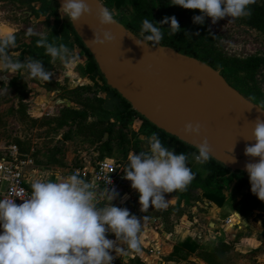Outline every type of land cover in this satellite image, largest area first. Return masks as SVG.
I'll list each match as a JSON object with an SVG mask.
<instances>
[{"label":"rangeland","instance_id":"374dc122","mask_svg":"<svg viewBox=\"0 0 264 264\" xmlns=\"http://www.w3.org/2000/svg\"><path fill=\"white\" fill-rule=\"evenodd\" d=\"M96 1L100 6L105 7L101 1ZM257 1L264 3V0ZM123 11L118 9L111 11L115 24L122 32L132 35L131 38L129 35L125 38L137 44L135 40L140 37L120 25V20H127L131 16L129 9ZM199 14L198 10L197 15ZM68 21L61 17L59 8L56 15L50 13V10L42 12L39 0H0V32L12 30L16 35V44L13 48L17 50L8 51L11 58L20 62L28 58L24 52L26 47L23 45L31 44L40 33L45 34L47 38L52 37L57 25L64 35L63 43L77 55V65L71 75L64 73L59 62L49 60L47 65L42 64L46 70L52 72L47 82L27 79L18 72L16 76H9L7 88L0 85V153L5 152V147L9 144H17L22 153L32 157L34 163L32 169L38 170L36 174L45 180L71 174L77 168L86 167L89 170L103 158L115 160L122 172L127 163L128 153L138 152L144 147L149 136V124H157L160 127L168 122L167 129L171 130L180 123L192 122L200 125V135L195 138L196 142H200L201 138H213L216 132L229 135L228 141L218 153L224 155L230 166L241 164V161L245 163L255 161L243 155L244 144H238L241 140L248 144L253 143L245 139L246 135L224 128L208 119H188L178 114L158 111L157 106L144 100L132 102L133 110L143 118L140 116L133 118L121 129V136L118 137L119 127L112 117L109 98L102 91L95 89V85L100 84V79L96 76L92 78L87 74L85 66L89 56L79 45L71 21V26ZM203 24H206L211 32L207 46L198 45L191 38L190 44L198 50L202 49L206 52L205 55L216 58L217 63L228 62L231 67L235 65L233 62L252 59L247 71L221 76L241 97L262 108L260 101L264 99V31H256L246 26L242 22V17L226 16L215 23L205 17ZM29 28L34 35L26 37L25 32ZM100 67L106 76L109 70L101 65ZM210 67L220 74L219 67ZM2 83L3 81H0V84ZM239 89L248 91L252 96L244 95ZM171 92L190 100L202 99L184 87H175ZM106 127H110L109 132L104 131ZM236 138L238 140H235ZM180 140L190 143L193 139L185 137ZM231 154L235 158L234 163L228 161ZM196 167L201 170L200 165ZM27 184L29 186V182ZM129 185L130 182L122 178V188L126 193L116 199L122 203V207L135 213L138 207V195ZM229 206L222 207L218 213H215V217L212 214L207 215L201 226L204 236L200 243L203 246L210 243L209 235L213 236L214 231L213 225L208 224L207 221L226 219ZM186 209L188 210L187 207ZM143 213L158 215L159 211L154 209L149 212L150 214L146 211ZM162 216L167 221H172L170 216L167 218ZM261 216L262 214L259 213L253 219L235 220L233 227L222 223L223 225L217 228L223 240L230 242L231 245L225 264H264V233L262 225H258L255 221ZM218 241L221 240L216 242ZM189 261L190 264H200L195 258Z\"/></svg>","mask_w":264,"mask_h":264},{"label":"clouds","instance_id":"9594fccd","mask_svg":"<svg viewBox=\"0 0 264 264\" xmlns=\"http://www.w3.org/2000/svg\"><path fill=\"white\" fill-rule=\"evenodd\" d=\"M251 3L253 0H170V4L183 9L199 10L200 14L191 18L195 24H203L205 17L215 23L226 16H247ZM93 11L97 27L90 28V41L96 45L110 43L113 36L104 26L115 20L108 8L97 4L93 10L88 0H61L59 6L61 17L72 23ZM165 23L170 35L180 31L174 16H165L159 22L145 18L140 22V38L135 42L148 48L159 45L164 29L160 25ZM32 35L29 28L25 36ZM15 44L14 31L0 32V81H3L0 85L7 88L9 76L18 72L27 79L47 82L52 72L43 67L41 60L28 57L20 62L9 56L8 50ZM35 46L42 48L51 61L59 62L66 75L74 73L77 55L64 43L51 42L40 33ZM181 131L185 136L196 137L200 135V125L185 122ZM245 139L253 143L244 146L243 154L258 158L243 166L249 191L264 203V121L254 120ZM195 149L189 155L196 163L204 164L211 158L205 138L200 139ZM126 159L123 179L138 193L140 212L149 207H166L170 199L166 201L164 194L183 191L194 178L187 165L188 156L166 147L155 133L147 137L140 151L129 152ZM228 161L235 162L232 154ZM106 192L108 202L98 207L94 199L97 192L75 172L47 180L36 174L30 179L28 194L20 199L21 203L0 198V264H111L114 256L110 253L139 252L141 217L111 204L114 195L107 189ZM106 233H111L114 239L107 238Z\"/></svg>","mask_w":264,"mask_h":264},{"label":"trees","instance_id":"16d2710c","mask_svg":"<svg viewBox=\"0 0 264 264\" xmlns=\"http://www.w3.org/2000/svg\"><path fill=\"white\" fill-rule=\"evenodd\" d=\"M42 8V12L50 10V13L56 15V11L59 8V3L57 0H39ZM102 4L108 8L110 11L118 9L123 11L124 9H129L131 16L124 21L120 20V25L130 33L137 35L139 34L140 22L142 19H150L155 22H159L165 16H174L178 21L180 31H177L173 35L168 32V25L165 23L160 25L163 33V38L159 42L160 46H167L180 54L187 55L202 61L212 67H219L221 69L220 75H225L227 73H235L238 71H247L250 68V62L252 59L233 62L235 65L229 66L228 62H216V58L209 55H205L202 49L198 50L190 44V38L198 45L203 47L207 46L211 39L210 29L206 24H195L192 22L191 18L197 15L198 10L196 9H183L179 6L170 4V0H99ZM127 6V7H125ZM250 14L242 17V22L256 30L264 31V3H259L257 0H253L249 6ZM124 12V11H123ZM69 25L70 24V21ZM73 33L79 45L82 46L88 54L89 61L85 66V70L89 76L92 78L94 76L100 79V84L95 85L96 90L102 91L108 98L112 107V117L114 122L119 126L117 131V136H121V129L126 127L133 118L142 115L137 114L133 108L132 103L121 96L118 89L111 86L105 74L102 72L100 65L95 61L91 55L88 47L84 44L81 38L78 36L76 31L73 29ZM35 40L31 41V44H24L26 47L25 53L28 57L36 58L41 60L43 65H47L50 58L46 56L42 48L35 46ZM49 41L55 42L57 44L63 43L64 35L58 29V25L55 27L53 36L48 38ZM15 51L17 49H9L8 51ZM24 50V49H23ZM244 95L251 97L248 91L245 92L239 89ZM262 108L264 109V99L260 101ZM144 120V119H143ZM149 136L155 133L161 142L176 153H185L190 156V153L196 151L195 145L192 143L182 142L179 137L172 134L164 126H157V124H149ZM110 127L104 128V131H108ZM109 132V131H108ZM200 168L203 171H197L195 167H192L193 180L188 184L194 188L201 191V195L204 199L213 202L216 206H222L229 194H237L244 187L247 191L243 193L238 199L235 196L232 197V207L241 216L246 217L252 210L261 206V201H259L252 193L249 191V183L247 180V174L244 171L243 166L229 167L223 161L213 157L204 164H200ZM228 192L226 195L224 192ZM262 230L264 233V218H262ZM230 242L218 241L211 250L198 249L195 242L186 238L184 241L177 243L173 246V253H177L182 250H186L190 253L196 252V255L204 262V264H225L227 261L228 252L231 250Z\"/></svg>","mask_w":264,"mask_h":264},{"label":"water","instance_id":"95a60500","mask_svg":"<svg viewBox=\"0 0 264 264\" xmlns=\"http://www.w3.org/2000/svg\"><path fill=\"white\" fill-rule=\"evenodd\" d=\"M57 2L60 5L61 0ZM88 3L93 10L97 7L96 0H88ZM71 24L95 61L109 70L106 74L108 83L118 89L121 96L129 102L144 100L156 105L158 111L178 114L188 119H209L246 136L254 120L264 121V111L241 97L217 71L201 61L167 46L154 45L148 48L137 45L125 38L115 23L104 26L111 32L113 40L96 45L90 41L91 29L97 27L94 11ZM175 87L189 89L208 105L201 106L172 95L171 90ZM183 124L180 123L169 131L179 138L190 137L193 139L190 143L198 144L195 137L183 135ZM168 125L165 122L163 126L167 128ZM228 136L216 132L213 138L206 139L211 155L229 167L244 166L245 162L242 161L241 164L230 166L224 155L218 153L228 141ZM240 143L244 146L248 144L245 141Z\"/></svg>","mask_w":264,"mask_h":264},{"label":"crops","instance_id":"0c3cea01","mask_svg":"<svg viewBox=\"0 0 264 264\" xmlns=\"http://www.w3.org/2000/svg\"><path fill=\"white\" fill-rule=\"evenodd\" d=\"M33 164L27 168L25 173V180L28 188L29 186L27 183L34 175H36V172H38V170L32 169ZM187 165L190 168L195 167L197 171L203 173L202 170H199L196 167L200 164L196 163L192 159L191 155L188 156ZM57 178L58 177L54 179ZM93 189L97 192V196L94 198L97 206L100 207L105 205L108 202V193L103 192L98 188L93 187ZM246 191L247 188L244 187L236 195L233 193L229 194L230 196L227 197L226 202L219 207L213 202L204 199L199 189L194 188L191 185H187L183 191L164 194V199L166 201L170 199L166 207L161 209L149 207L145 210L146 212L151 213L154 209H156L159 211L158 215H148L147 213L144 214L143 212H140L138 204V207L136 208L137 212L135 211V213H129L136 215L137 218L141 217L142 230L138 234L140 251L135 252L125 250L121 253L110 254H113V260L116 264H190L191 261L189 260L194 258L195 260H198L200 264H204V262L196 255L197 251L190 253L186 250H182L177 253H173V246L184 241L186 238H189L197 244L198 249L211 250L217 243V240L225 241L221 237L220 232L217 230L220 225L222 226L224 224L223 221L225 219L219 220L216 216L217 220L210 219L207 221L208 224L213 225L212 229H214L212 232L213 236H211V234L209 235L210 243H206L204 246L200 243L204 236V230L201 226L206 220L207 215L212 214L215 217V213H218L221 208L226 205H230V210L227 211L228 215L226 216V219L230 216L236 217V221L242 218L253 219L257 214L261 213V218L255 219L258 225L261 224L262 218H264V203L261 202V206L252 210L246 217L241 216L240 214H238V216L236 214L237 212L232 207V197L235 196V198L238 199ZM125 193L126 191L124 189L120 193H113L114 199L111 200L110 203L117 207H122V203H120L116 197H122ZM135 193L138 195L136 191ZM224 193L226 195L228 194L226 191ZM162 215L166 216L165 218L170 216L169 218L172 219V221H170L171 224L169 221L164 219ZM106 236L109 239H114V236L111 233H106ZM231 237H233V235ZM155 252L158 253L155 254ZM191 255L194 257H191Z\"/></svg>","mask_w":264,"mask_h":264},{"label":"built area","instance_id":"2783aa9c","mask_svg":"<svg viewBox=\"0 0 264 264\" xmlns=\"http://www.w3.org/2000/svg\"><path fill=\"white\" fill-rule=\"evenodd\" d=\"M5 152L0 155V198L13 199L16 204L21 203L29 191L26 185L25 173L28 167L33 164L32 157L27 153H22L17 144H9L5 147ZM244 155V154H243ZM250 158L249 156H246ZM73 172L79 175L94 188L103 192H122V172L119 165L111 158L99 160L94 167L77 168ZM107 193V192H106ZM234 216H230L223 221L226 226H234ZM158 252H155L157 254ZM111 264H116L114 260Z\"/></svg>","mask_w":264,"mask_h":264},{"label":"bare ground","instance_id":"6f19581e","mask_svg":"<svg viewBox=\"0 0 264 264\" xmlns=\"http://www.w3.org/2000/svg\"><path fill=\"white\" fill-rule=\"evenodd\" d=\"M97 2V4H99V2L98 1H96ZM100 5V4H99ZM122 32V31H121ZM122 34H123V36L125 37H128V35L130 36V38L132 37V35H130L129 33L128 34H126V33H124V32H122ZM172 95H174V96H176V97H180V96H177V95H175V94H173L172 93ZM187 99V98H186ZM188 100H190V99H188ZM190 101H192V102H194V103H196V104H198V105H201V106H205V105H208V103L204 100V99H191ZM156 106V105H155ZM209 120V119H208ZM212 121V120H211ZM202 123V122H201ZM200 123V124H201ZM204 124V123H203ZM204 125H206V124H204ZM203 125V126H204ZM209 126V125H208ZM212 126H210V128H211ZM225 128V127H224ZM213 129V128H212ZM209 130H211V129H209ZM225 134V133H224ZM195 138H197V136L195 137ZM235 140H238L237 138L235 139ZM241 140V139H240ZM242 141V140H241ZM240 141V142H241ZM240 142L238 141V144H240ZM243 142V141H242ZM247 143V142H246ZM249 143H251V142H249ZM237 144V145H238ZM240 145H243V143H241ZM239 145V146H240ZM250 145V144H249Z\"/></svg>","mask_w":264,"mask_h":264}]
</instances>
